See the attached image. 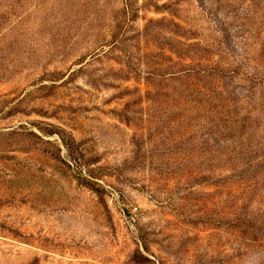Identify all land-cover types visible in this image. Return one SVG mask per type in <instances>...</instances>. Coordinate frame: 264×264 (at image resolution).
I'll return each instance as SVG.
<instances>
[{
    "label": "rangeland",
    "instance_id": "rangeland-1",
    "mask_svg": "<svg viewBox=\"0 0 264 264\" xmlns=\"http://www.w3.org/2000/svg\"><path fill=\"white\" fill-rule=\"evenodd\" d=\"M0 264H264V0H0Z\"/></svg>",
    "mask_w": 264,
    "mask_h": 264
}]
</instances>
